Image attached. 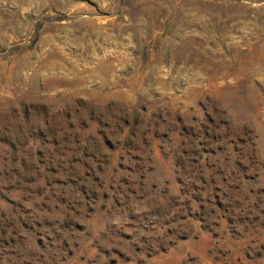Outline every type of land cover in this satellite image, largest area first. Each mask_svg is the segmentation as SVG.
<instances>
[{"label": "rangeland", "instance_id": "obj_1", "mask_svg": "<svg viewBox=\"0 0 264 264\" xmlns=\"http://www.w3.org/2000/svg\"><path fill=\"white\" fill-rule=\"evenodd\" d=\"M0 264H264V0H0Z\"/></svg>", "mask_w": 264, "mask_h": 264}]
</instances>
